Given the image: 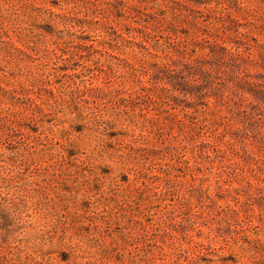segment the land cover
<instances>
[{
  "label": "rangeland",
  "instance_id": "374dc122",
  "mask_svg": "<svg viewBox=\"0 0 264 264\" xmlns=\"http://www.w3.org/2000/svg\"><path fill=\"white\" fill-rule=\"evenodd\" d=\"M0 264H264V0H0Z\"/></svg>",
  "mask_w": 264,
  "mask_h": 264
}]
</instances>
